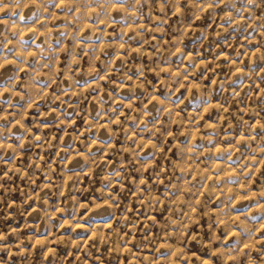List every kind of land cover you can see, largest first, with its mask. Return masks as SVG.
<instances>
[{
    "label": "clouds",
    "instance_id": "9594fccd",
    "mask_svg": "<svg viewBox=\"0 0 264 264\" xmlns=\"http://www.w3.org/2000/svg\"><path fill=\"white\" fill-rule=\"evenodd\" d=\"M0 264H264V0H0Z\"/></svg>",
    "mask_w": 264,
    "mask_h": 264
}]
</instances>
